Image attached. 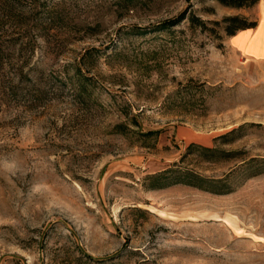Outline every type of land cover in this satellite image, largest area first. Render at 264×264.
I'll return each mask as SVG.
<instances>
[{
    "label": "rangeland",
    "instance_id": "obj_1",
    "mask_svg": "<svg viewBox=\"0 0 264 264\" xmlns=\"http://www.w3.org/2000/svg\"><path fill=\"white\" fill-rule=\"evenodd\" d=\"M256 7L0 0V264H264Z\"/></svg>",
    "mask_w": 264,
    "mask_h": 264
},
{
    "label": "trees",
    "instance_id": "obj_2",
    "mask_svg": "<svg viewBox=\"0 0 264 264\" xmlns=\"http://www.w3.org/2000/svg\"><path fill=\"white\" fill-rule=\"evenodd\" d=\"M221 4L230 7L243 8L251 7L256 5L260 0H217ZM190 19L192 25L201 26L202 28L206 27V22L201 17L188 13L187 10L183 11L177 17L170 18L165 21L166 26H174L181 23L185 19ZM224 21L227 23L225 30L226 33L230 36H234L238 31L255 28L258 24L257 20H250L246 17L239 15H230L224 18Z\"/></svg>",
    "mask_w": 264,
    "mask_h": 264
},
{
    "label": "crops",
    "instance_id": "obj_3",
    "mask_svg": "<svg viewBox=\"0 0 264 264\" xmlns=\"http://www.w3.org/2000/svg\"><path fill=\"white\" fill-rule=\"evenodd\" d=\"M257 21L255 28H247L238 31L234 41H239L244 55L251 63L260 64L264 70V0L257 3Z\"/></svg>",
    "mask_w": 264,
    "mask_h": 264
}]
</instances>
